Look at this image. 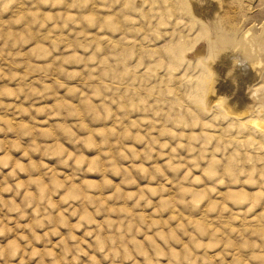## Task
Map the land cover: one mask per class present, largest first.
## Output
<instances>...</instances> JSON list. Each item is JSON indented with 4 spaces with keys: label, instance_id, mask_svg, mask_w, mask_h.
<instances>
[{
    "label": "rangeland",
    "instance_id": "rangeland-1",
    "mask_svg": "<svg viewBox=\"0 0 264 264\" xmlns=\"http://www.w3.org/2000/svg\"><path fill=\"white\" fill-rule=\"evenodd\" d=\"M264 0H0V264H264Z\"/></svg>",
    "mask_w": 264,
    "mask_h": 264
},
{
    "label": "bare ground",
    "instance_id": "bare-ground-1",
    "mask_svg": "<svg viewBox=\"0 0 264 264\" xmlns=\"http://www.w3.org/2000/svg\"><path fill=\"white\" fill-rule=\"evenodd\" d=\"M264 127V126H263Z\"/></svg>",
    "mask_w": 264,
    "mask_h": 264
}]
</instances>
